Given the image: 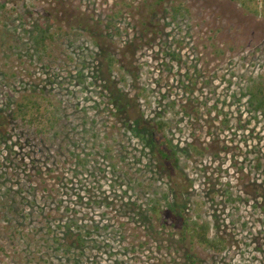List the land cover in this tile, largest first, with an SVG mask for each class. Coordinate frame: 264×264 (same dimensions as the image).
I'll list each match as a JSON object with an SVG mask.
<instances>
[{
    "label": "rangeland",
    "instance_id": "374dc122",
    "mask_svg": "<svg viewBox=\"0 0 264 264\" xmlns=\"http://www.w3.org/2000/svg\"><path fill=\"white\" fill-rule=\"evenodd\" d=\"M257 88L261 2L0 0V264H264Z\"/></svg>",
    "mask_w": 264,
    "mask_h": 264
},
{
    "label": "trees",
    "instance_id": "16d2710c",
    "mask_svg": "<svg viewBox=\"0 0 264 264\" xmlns=\"http://www.w3.org/2000/svg\"><path fill=\"white\" fill-rule=\"evenodd\" d=\"M255 2V4H259L260 2L264 5V0H252ZM253 99L256 100V102H258L260 108H264V88H257V92L256 93H253ZM118 98H113V102L112 104H115L116 105V108H118V105L116 104V102H118ZM118 104H120L118 102ZM18 108H19V114H20V117H22L23 120H27V118L29 116H35V111L36 109H32L29 107V105H27V103L25 104H19L18 105ZM163 128V125H160V127H157L156 128V131H157V134L160 130H162ZM154 139L156 140V142L158 143V146L156 147L154 145ZM159 137L158 139L153 136V133H152V136H151V140H150V145L152 148H157V152L159 154V156L163 159V160H168L170 161V154H173V147L171 145V142L167 140L166 137H163L162 138V141L163 143L159 142ZM182 208L178 205V206H172L170 211L172 213V216L176 217V218H182ZM186 223V222H185ZM197 228H198V232H197V236H198V239L200 241V243L202 245H205L209 248H211L212 250H216V251H219L221 249H224V241H216V240H210L208 238V232H209V226L208 225H195ZM189 229H190V225L187 224V232H189ZM193 233H196V230L193 229L192 230ZM191 263L194 264V261H192V259H190Z\"/></svg>",
    "mask_w": 264,
    "mask_h": 264
}]
</instances>
